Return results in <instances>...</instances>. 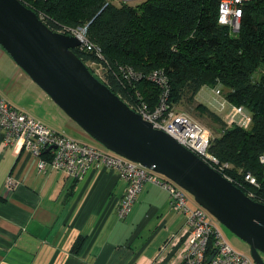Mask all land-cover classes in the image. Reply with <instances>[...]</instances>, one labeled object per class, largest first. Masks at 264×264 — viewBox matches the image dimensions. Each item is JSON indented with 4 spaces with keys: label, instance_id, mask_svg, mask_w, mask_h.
Masks as SVG:
<instances>
[{
    "label": "trees",
    "instance_id": "16d2710c",
    "mask_svg": "<svg viewBox=\"0 0 264 264\" xmlns=\"http://www.w3.org/2000/svg\"><path fill=\"white\" fill-rule=\"evenodd\" d=\"M21 1L54 31L87 26V38L100 50H73L86 64H102L104 77H97L134 109L154 111L164 100L174 109L193 103L205 85L222 86L229 104L243 105L252 122L248 127L229 124L227 117L198 104L200 113L220 126L210 151L229 163L223 175L247 194L254 190L256 199L264 194L259 161L264 152V75L254 78L264 62V0L244 3L238 31L219 22L221 0H143L135 5L124 0ZM155 72L164 74L166 82L154 79ZM247 171L257 177L258 187L244 182ZM83 241L78 239L75 252Z\"/></svg>",
    "mask_w": 264,
    "mask_h": 264
},
{
    "label": "crops",
    "instance_id": "0c3cea01",
    "mask_svg": "<svg viewBox=\"0 0 264 264\" xmlns=\"http://www.w3.org/2000/svg\"><path fill=\"white\" fill-rule=\"evenodd\" d=\"M17 69L0 45V94L12 104L11 83L22 78L31 85ZM26 112L52 129L77 130L69 116L56 126L55 117ZM126 189V179L109 167L89 170L82 179L57 168L40 169L23 138L7 145L0 129V264H183L179 253L189 225L186 214L172 208L169 191L145 183L120 217Z\"/></svg>",
    "mask_w": 264,
    "mask_h": 264
},
{
    "label": "water",
    "instance_id": "95a60500",
    "mask_svg": "<svg viewBox=\"0 0 264 264\" xmlns=\"http://www.w3.org/2000/svg\"><path fill=\"white\" fill-rule=\"evenodd\" d=\"M80 44L76 35L52 30L21 0H0V45L33 81L105 148L192 194L249 244L256 264H264V203L144 119L77 55Z\"/></svg>",
    "mask_w": 264,
    "mask_h": 264
},
{
    "label": "built area",
    "instance_id": "2783aa9c",
    "mask_svg": "<svg viewBox=\"0 0 264 264\" xmlns=\"http://www.w3.org/2000/svg\"><path fill=\"white\" fill-rule=\"evenodd\" d=\"M247 1L249 0H221L219 22L237 30L240 27L243 5ZM63 33L76 35L81 40L82 48L100 50L87 38V26L69 29ZM152 77L159 82H166L164 74L155 72ZM215 91L217 94L222 92L220 88ZM134 110L142 114L143 118L150 121L154 127L172 135L220 173L229 166V163H222L210 151L212 135L209 130L189 114L169 109L166 100L162 101L154 111H148L146 107ZM226 117L229 124L243 127L250 126L252 122L251 114L243 105L229 104ZM0 129L4 130V142L7 145L23 138L24 149L38 158L40 169L57 168L75 179H82L92 169L109 167L117 170L127 181V189L119 207L120 217L128 214L145 183L154 182L166 188L170 193L172 208L186 214L189 225L188 236L179 253L183 264H256L250 253L234 248L227 241L217 221L209 217V212L205 208L200 205L195 207L189 205L188 192L185 189L140 162L123 157L104 146L93 145L64 131L52 129L12 104L1 94ZM259 161L264 165V152L260 155ZM243 180L253 187L260 185L251 171L244 173ZM12 184L13 179L9 178L8 185L12 186ZM254 192L250 190L248 195L264 203V194L256 199L257 195Z\"/></svg>",
    "mask_w": 264,
    "mask_h": 264
},
{
    "label": "rangeland",
    "instance_id": "374dc122",
    "mask_svg": "<svg viewBox=\"0 0 264 264\" xmlns=\"http://www.w3.org/2000/svg\"><path fill=\"white\" fill-rule=\"evenodd\" d=\"M116 4H120L121 0H112ZM143 0H131L128 1L131 4H138ZM234 30V29H233ZM237 30L234 31H238ZM6 51V50H5ZM6 53L12 58V56L6 51ZM13 59V58H12ZM14 60V59H13ZM17 64V63H16ZM88 67L90 70L98 77H104L105 69L102 64L95 63V62H87ZM18 68L21 72H23L27 78H30L31 85L29 83L23 82L22 78L15 79L13 83H11V93L15 97V103L17 107L24 110L26 109L32 114H38L41 117L52 118L55 117L56 119V126H59L61 122L62 116H68L61 107L36 83L33 79L17 64ZM17 69V70H19ZM3 72L0 73V77H4ZM264 75V62L261 67L258 69L257 72L254 74V78L257 79L260 76ZM16 75V73L12 74ZM13 77H11L12 79ZM221 88L222 92L220 94L216 93L217 88ZM225 89L222 86H215L214 88L208 85L203 86L200 91L198 92L195 100L193 103L187 105L186 103L177 104L174 109L178 111L185 112L189 114L193 119L199 121L202 125H204L209 132L211 133L212 137L218 136L220 132L219 124L213 122L211 118L207 115H203L200 113V110L196 108L198 104L205 103L209 106L212 110L216 111L220 116L226 118L227 111L229 110V102L225 98ZM24 110V111H26ZM66 114V115H65ZM38 116V117H39ZM70 118V117H68ZM72 120V119H71ZM45 121V120H44ZM75 122V121H73ZM75 124H77L75 122ZM66 129L63 130L66 133L72 135L75 138H79L82 141L87 143H91L93 145L103 146L100 142H98L95 138H93L90 134H88L84 129H82L77 124V130H70L68 131L67 128L63 126H59V129ZM188 198L190 200V205H199L192 194L188 192ZM209 217L213 218L217 221L218 226L223 233L224 237L227 241L236 249L250 253V246L249 244L233 233L229 228H227L224 224H222L219 220H217L214 216L209 213ZM264 259V254L262 255Z\"/></svg>",
    "mask_w": 264,
    "mask_h": 264
},
{
    "label": "flooded vegetation",
    "instance_id": "af4514ba",
    "mask_svg": "<svg viewBox=\"0 0 264 264\" xmlns=\"http://www.w3.org/2000/svg\"><path fill=\"white\" fill-rule=\"evenodd\" d=\"M262 255L264 254V253H261Z\"/></svg>",
    "mask_w": 264,
    "mask_h": 264
}]
</instances>
